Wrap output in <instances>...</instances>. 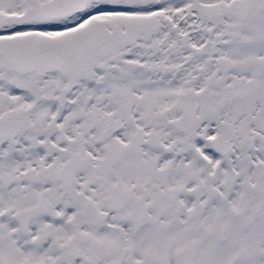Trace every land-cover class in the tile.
Returning a JSON list of instances; mask_svg holds the SVG:
<instances>
[{
    "label": "snow or ice",
    "instance_id": "snow-or-ice-1",
    "mask_svg": "<svg viewBox=\"0 0 264 264\" xmlns=\"http://www.w3.org/2000/svg\"><path fill=\"white\" fill-rule=\"evenodd\" d=\"M0 264H264V0H0Z\"/></svg>",
    "mask_w": 264,
    "mask_h": 264
}]
</instances>
